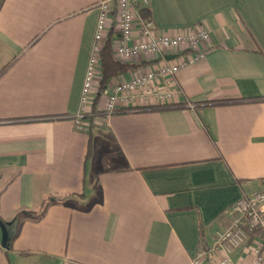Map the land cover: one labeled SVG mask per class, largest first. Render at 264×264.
<instances>
[{"label":"crops","instance_id":"0c3cea01","mask_svg":"<svg viewBox=\"0 0 264 264\" xmlns=\"http://www.w3.org/2000/svg\"><path fill=\"white\" fill-rule=\"evenodd\" d=\"M100 1L0 8V69L14 60L0 76V218L45 205L0 264H190L198 250L210 263L223 211L264 192V0H148L156 33L207 30L206 56L175 74L172 105L104 118L99 96L78 127ZM125 64L120 78L151 62ZM262 238L249 232L232 261Z\"/></svg>","mask_w":264,"mask_h":264},{"label":"built area","instance_id":"2783aa9c","mask_svg":"<svg viewBox=\"0 0 264 264\" xmlns=\"http://www.w3.org/2000/svg\"><path fill=\"white\" fill-rule=\"evenodd\" d=\"M148 0H102L95 26L79 100L75 123L81 127L98 94L103 99L104 118L117 111H135L143 106H170L174 101L173 78L180 68L206 56L209 33L202 27H191L174 32L156 33L150 19L143 18L139 10ZM113 18L111 19V16ZM111 26L117 37L112 45L114 60L125 63L137 57H147L151 65L139 64L128 78L111 81L98 91L99 55ZM168 53L176 59L165 60ZM98 96V97H99ZM264 192L242 195L223 211L226 225L215 232L216 259L207 262L206 252L198 250L190 264H235L231 253L242 246L249 232L259 231L262 241L251 250L247 264L264 263Z\"/></svg>","mask_w":264,"mask_h":264},{"label":"trees","instance_id":"16d2710c","mask_svg":"<svg viewBox=\"0 0 264 264\" xmlns=\"http://www.w3.org/2000/svg\"><path fill=\"white\" fill-rule=\"evenodd\" d=\"M4 0H0V8L3 4ZM140 15L145 18V19H149L148 17V9L147 7H143L139 10ZM112 41L111 38L108 36L107 39L104 41L103 45H102V49L100 51V55H99V81H98V91H100L102 88H104L106 85H108V83H110L113 79L120 77L121 75H124L126 72H129L133 66L129 65V64H125V63H121L118 62L116 60H114L113 58V54H112ZM14 62V60L10 61L9 63H7L6 65H4L1 69H0V76L11 66V64ZM99 95L96 94L94 100H93V104L91 106L92 110H94V107L97 103L98 97ZM156 107V105H155ZM157 107H165V106H157ZM152 107L150 106H143L140 107L137 110H144V109H150ZM91 111L94 112V111ZM135 110V111H137ZM100 112L101 111H98ZM87 155H88V151H87ZM69 196L72 195H64L62 196V200L66 201V199H68ZM44 208L45 205L41 204V206L36 209V210H27L26 211V215L25 218H30V219H34L37 220L40 217H42V215L44 214ZM4 254H6V251H3Z\"/></svg>","mask_w":264,"mask_h":264},{"label":"water","instance_id":"95a60500","mask_svg":"<svg viewBox=\"0 0 264 264\" xmlns=\"http://www.w3.org/2000/svg\"><path fill=\"white\" fill-rule=\"evenodd\" d=\"M25 215L26 211H19L9 221H5L0 218V247L3 250H10L11 241L15 235L17 223Z\"/></svg>","mask_w":264,"mask_h":264},{"label":"rangeland","instance_id":"374dc122","mask_svg":"<svg viewBox=\"0 0 264 264\" xmlns=\"http://www.w3.org/2000/svg\"><path fill=\"white\" fill-rule=\"evenodd\" d=\"M94 131V130H93ZM88 165H90V162L88 163Z\"/></svg>","mask_w":264,"mask_h":264}]
</instances>
